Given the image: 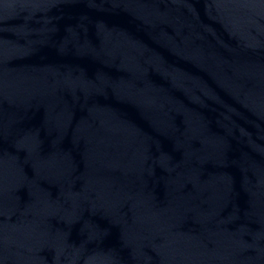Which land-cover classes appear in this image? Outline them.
<instances>
[{"label":"water","instance_id":"95a60500","mask_svg":"<svg viewBox=\"0 0 264 264\" xmlns=\"http://www.w3.org/2000/svg\"><path fill=\"white\" fill-rule=\"evenodd\" d=\"M0 46L145 178L264 252V0H0Z\"/></svg>","mask_w":264,"mask_h":264}]
</instances>
